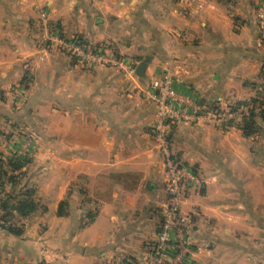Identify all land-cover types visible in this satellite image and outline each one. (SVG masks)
Masks as SVG:
<instances>
[{"label": "crops", "instance_id": "obj_1", "mask_svg": "<svg viewBox=\"0 0 264 264\" xmlns=\"http://www.w3.org/2000/svg\"><path fill=\"white\" fill-rule=\"evenodd\" d=\"M263 11L264 0H0V119L41 143L21 181L35 189L38 208L15 216L21 236L0 227V264H150L165 173L151 135L156 108L142 89L166 73L205 118L170 134L176 159L201 177L182 206L187 260L264 264V122L247 138L241 108L231 126L208 121L256 97ZM53 29L109 43L135 76L79 67L47 41ZM24 84L16 111L9 90Z\"/></svg>", "mask_w": 264, "mask_h": 264}, {"label": "built area", "instance_id": "obj_2", "mask_svg": "<svg viewBox=\"0 0 264 264\" xmlns=\"http://www.w3.org/2000/svg\"><path fill=\"white\" fill-rule=\"evenodd\" d=\"M257 26L259 39L264 44V11L259 16ZM47 41L83 69L113 67L123 71L127 78L135 76V69L127 66L125 60L113 53L107 44L91 45L79 38L67 39L54 29L48 35ZM16 88L19 89L16 99L21 102L24 100L25 87ZM142 94L156 108L157 121L151 126V135L162 156L165 173V197L161 204L162 223L152 248L150 264H165V258L171 256L175 259V264H191L181 246L185 242L188 223V217L182 212V206L194 189L201 185V177L195 169L176 159L170 134L184 123H198L205 118L192 96L179 93L175 89L173 77L169 73L150 78L142 89ZM251 109L253 108H241L239 116L248 114ZM24 147V151H14L15 156L20 160L29 161L32 152H35L32 137H26Z\"/></svg>", "mask_w": 264, "mask_h": 264}, {"label": "trees", "instance_id": "obj_3", "mask_svg": "<svg viewBox=\"0 0 264 264\" xmlns=\"http://www.w3.org/2000/svg\"><path fill=\"white\" fill-rule=\"evenodd\" d=\"M263 96L260 99L257 97L251 100L249 103H240L232 109V111H238L244 106H252L253 109L248 114L244 115L242 122L238 124L239 129L242 131L245 137H251L260 131L259 120L264 122V85ZM262 107L259 113L255 112L257 106ZM28 164L25 160H16L9 163L10 172L7 173L5 165L0 161V209L4 212L0 216V227L14 236H21L24 232L23 228H20L13 224V220L18 216L19 218H27L34 214L37 210V204L33 197L35 195V189L28 185H21V181L25 174L23 169ZM6 187H9L6 191ZM62 214V211L60 212ZM2 223V224H1ZM120 264H129L123 262Z\"/></svg>", "mask_w": 264, "mask_h": 264}, {"label": "rangeland", "instance_id": "obj_4", "mask_svg": "<svg viewBox=\"0 0 264 264\" xmlns=\"http://www.w3.org/2000/svg\"><path fill=\"white\" fill-rule=\"evenodd\" d=\"M261 43V41H260ZM103 44H106V43H103ZM109 43H107L108 45ZM262 44V43H261ZM94 45H99V44H94ZM264 46V44H262ZM109 47H110V44H109ZM264 69V68H263ZM263 75H264V72H263ZM262 85H264V76H263V80H262V84L261 86H256V94L258 92V97L261 99L262 96H263V87ZM19 86V85H17ZM17 86H13L10 88L9 90V94H8V98H9V103H10V107L14 110H21L23 105L25 104L24 102L26 101L27 99V95H28V85L24 84L23 86L25 87L24 88V93H25V96H24V100L19 102L16 97H17V92L19 91L18 88H16ZM257 97V96H256ZM235 106L231 107L232 109L234 108ZM250 108L252 106H249ZM242 108H247V106H244ZM232 109H228L226 111L224 110H221V109H218V111H214L213 113H209L210 115H208V121H217L220 125V126H231L230 123L231 122H235V119H236V114L238 111H232ZM262 107H260L259 105L256 107L255 109V112L256 113H259L261 111ZM19 110V111H20ZM240 110V109H239ZM232 113V114H230ZM239 115H241L239 113ZM261 121V120H259ZM263 122V121H262ZM234 124V123H233ZM262 130V129H261ZM7 131V132H6ZM261 132V131H259ZM258 132V133H259ZM26 137H32L33 138V141H34V144H35V148H34V151L35 152H32V155L30 156V160L28 161V164H30L31 162L35 161L36 159L39 158V155L40 154V147H41V143L37 137L36 134H33L32 131H30V129H26V128H23V127H19V128H16L13 130L10 129V128H7L5 127V122H3V120L0 119V147L3 149V151L0 153V161L5 165V170L8 172H10V169H9V163L12 161H16L18 160L19 158H17V156H15V153L14 151H17V150H22L24 151L23 149L25 148L24 147V143H25V140H26ZM157 146V145H156ZM7 148V149H6ZM21 151V152H22ZM24 153V152H23ZM33 187V186H31ZM165 197V196H164ZM164 201V199H163ZM161 208H160V212H161ZM153 248V247H152ZM152 256V254H151ZM193 264V263H192Z\"/></svg>", "mask_w": 264, "mask_h": 264}, {"label": "water", "instance_id": "obj_5", "mask_svg": "<svg viewBox=\"0 0 264 264\" xmlns=\"http://www.w3.org/2000/svg\"><path fill=\"white\" fill-rule=\"evenodd\" d=\"M149 61H150V57H147L145 61L140 63L139 68H138V72H137L139 77H144L145 76V72H146V70L148 68Z\"/></svg>", "mask_w": 264, "mask_h": 264}]
</instances>
